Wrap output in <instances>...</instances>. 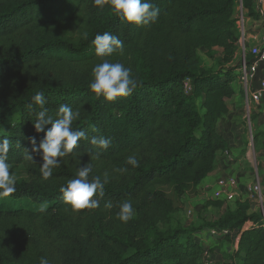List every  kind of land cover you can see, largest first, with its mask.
Returning <instances> with one entry per match:
<instances>
[{"label": "trees", "instance_id": "16d2710c", "mask_svg": "<svg viewBox=\"0 0 264 264\" xmlns=\"http://www.w3.org/2000/svg\"><path fill=\"white\" fill-rule=\"evenodd\" d=\"M150 2L158 17L132 25L112 14L108 0L102 10L95 0H0V141H10L7 162L28 176L16 182L13 194L0 197V264H200L205 251L217 258L221 242L227 245L223 264H264V224L248 200L198 227L165 228L174 206L157 189L172 185L181 197L216 170L218 154L227 150L216 126L234 95L237 21L241 12L244 19L264 18L253 0ZM104 32L124 45L106 59L130 68L137 82L131 95L112 102L89 88L92 69L102 62L93 40ZM200 50L216 62L213 67L203 64ZM40 91L53 119L62 104L79 110L72 127L88 137L59 158L46 180L42 154L32 151L44 136L33 126L41 110L33 97ZM101 136L111 140L107 149L90 142ZM258 139L264 140L263 132L253 134L254 144ZM130 155L139 167L126 163ZM85 164L92 167L89 180L107 173L108 183L103 197H93L99 208L73 212L60 188ZM126 200L135 214L122 223L117 213ZM212 230L228 234L210 236ZM198 234L212 242L203 245Z\"/></svg>", "mask_w": 264, "mask_h": 264}, {"label": "clouds", "instance_id": "9594fccd", "mask_svg": "<svg viewBox=\"0 0 264 264\" xmlns=\"http://www.w3.org/2000/svg\"><path fill=\"white\" fill-rule=\"evenodd\" d=\"M95 4L100 10L104 7V0H95ZM108 6L114 16L124 21L126 24L141 25L149 21H154L159 15V8L150 0H108ZM95 55L102 58V62L96 64L92 69V80L89 84L90 91L96 98L103 97L105 101L112 102L118 97H127L136 89L137 82L132 77V70L122 63L109 62L107 57L114 52L123 51V42L117 35L110 32L97 34L93 40ZM33 100L41 108L36 114L33 123L37 133L44 132V136L38 146L32 151H39L42 154V165L40 166L43 179H48L53 174V169L60 164V157L73 151L81 139H87L85 132L74 130L72 125L80 116V111H74L68 105L62 104L58 109V118L53 119L48 114L45 107L46 99L43 91L36 92ZM50 125L45 131V126ZM91 144L101 149H107L111 143L110 138L93 137ZM31 143L36 145L35 138H31ZM10 148V141L4 138L0 141V197H7L16 191V176L10 173L11 165L7 162V153ZM33 162V157L27 154L26 157ZM126 163L133 168L139 167V161L135 155L126 158ZM92 171L90 164L80 167L77 178L71 179L66 186L60 188L63 202L70 207L73 212L82 209H96L100 207L98 199L93 197L97 194L104 195L105 185L108 183V175L104 174V179L95 176L89 180ZM106 208H111V203L105 204ZM46 204H42L40 210L45 211ZM134 208L131 201H124L119 206L117 218L122 223H127L134 216ZM41 264H47L46 260H41Z\"/></svg>", "mask_w": 264, "mask_h": 264}, {"label": "rangeland", "instance_id": "374dc122", "mask_svg": "<svg viewBox=\"0 0 264 264\" xmlns=\"http://www.w3.org/2000/svg\"><path fill=\"white\" fill-rule=\"evenodd\" d=\"M240 54V52H239ZM239 54L235 59V62L233 63V66L236 67L238 62H239ZM198 55L200 57V59L202 60L204 65L207 66H214L216 62H214V60H210L205 52L203 50L198 51ZM217 55L218 58V52H215V56ZM237 85H239L237 83ZM240 87V85H239ZM242 88H241V99H243V95H242ZM229 107H230V102L228 101ZM241 107H239V109L241 110L239 113V117H238V123L239 125L243 126L244 129H242L244 136H245V145L243 146V150L244 151H248L249 157L247 160H244L243 165H242V169L244 171V175H242L243 180L236 177L234 174H230V168L223 170L221 168V165H217L216 170L214 171V173L211 175V179L209 180V182H207V186L209 184H211L215 178L218 177H225V176H231L233 178L238 179V186L240 191V197L245 196L244 192L242 191L243 187H245V185H252L255 183L256 181V174H258L259 180H261V177L263 176V174L261 173V169L260 166L257 165V159H254V153H253V140L250 141L249 135H248V128L246 126L245 120H244V115H245V102L244 100H241L239 103ZM259 109V108H258ZM251 111V122H253L254 120V116L252 115ZM253 132V130H252ZM250 145V146H249ZM255 150V148H254ZM255 152V151H254ZM256 160V161H255ZM228 170V171H227ZM227 171V172H226ZM10 173L15 174L16 176V182L22 181V180H27V174L24 170V168L20 165H15V166H11L10 169ZM248 182V183H247ZM211 188V185H210ZM157 189L162 190L163 192L166 193V195L169 197V199L172 201L173 206H174V212L171 215V219L170 221L166 224L165 228H174L176 226H180V227H184V228H189V227H198L200 225H202V223L204 222H212L216 219H218L227 208L230 207V205H222L221 208H215L212 206H208L207 204L210 201H213L211 199V191L209 195H206L203 193L202 191V187H201V191L200 193H198V191H196V189L194 188H188L183 196H176L173 192H172V185L170 186H166V187H158ZM1 203V201H0ZM10 205H20L23 206L25 208H35V205L32 204L31 202H20V203H11L9 202ZM161 229H164V227H160ZM197 240L200 241L201 243L204 242V240L200 239V235H197ZM204 245V243H202ZM208 244V243H207ZM217 247V258L215 259L216 262H221L223 260L226 259V254L223 253V248L227 247L226 244H224V242L218 243L216 245Z\"/></svg>", "mask_w": 264, "mask_h": 264}, {"label": "built area", "instance_id": "2783aa9c", "mask_svg": "<svg viewBox=\"0 0 264 264\" xmlns=\"http://www.w3.org/2000/svg\"><path fill=\"white\" fill-rule=\"evenodd\" d=\"M244 16L242 12L239 15L237 21V27L240 32L238 40L239 45V62L237 64V83L240 85L243 91V99L245 102V115L244 120L248 128V135L250 141L253 140L252 122H251V109L254 106L259 108L261 115L264 116V24L259 31V39L256 44L247 47L245 44L246 30H245ZM262 70V77L260 80L255 81L258 69ZM185 89H189V80L184 83ZM254 184L247 187L248 198L253 200L256 205L257 211L261 213L262 222L264 224V193L259 181L258 174ZM210 185V184H209ZM206 184V188L209 187ZM215 185V189L211 193V199L214 201H220L224 204L234 203L238 200L239 196L236 194L235 189L238 187V183L235 178L229 176H223L215 178L212 182ZM228 233L226 231L216 232L211 231V235L224 236ZM200 264H215V260L212 259L210 254L205 251L200 258Z\"/></svg>", "mask_w": 264, "mask_h": 264}, {"label": "crops", "instance_id": "0c3cea01", "mask_svg": "<svg viewBox=\"0 0 264 264\" xmlns=\"http://www.w3.org/2000/svg\"><path fill=\"white\" fill-rule=\"evenodd\" d=\"M253 2H254L255 10L260 11V13L262 14L261 11H262V7L264 6V0H253ZM263 24L264 23H263L262 19H260L258 21H252L250 19H246V22H245V30H246L245 44L247 47H250V46L257 43V41L259 39V31H260V28ZM216 51L218 52V54L220 53V50L217 49ZM237 56H238V54L236 55V57ZM235 59H234V62H235ZM261 77H262V70H261V68H259L257 75H256V78H255V81L260 80ZM232 89H233L234 95L229 100L230 107L228 104V113L218 121L217 126H216V130H217L218 134L221 135L227 143V150L218 154V156H217L216 168H217L218 163H219V165H221V168L223 170L230 168V174H234L236 177L239 178V181H240V179L243 180L242 175H244V171L242 169L243 162H244V160L248 159L250 153L248 151L243 150V146L245 145V136H244V133L242 132L243 131L242 129H244V128H243V126L239 125V123H238V120H239L238 117H239V113L241 111L240 110L241 108L239 109V107H241V106H239L240 105L239 103L241 100H244V99H241V87H239V85H237V81H235L232 84ZM242 95H243V92H242ZM251 110L253 111L252 115L255 117L253 122H252L253 134H256L259 132L264 133V116L261 115V111L258 108H255L254 106L252 107ZM263 144H264V140L258 139L255 144L253 143L252 146L255 148V150L253 148L254 159H257V165L260 166L261 173L263 174V176L261 177V180H259V181H260V184L262 186L263 193H264V147H263ZM211 175H209L204 180H202V182L196 188H194V189H196V191H198V193H200L201 187H202L203 193L206 195H209L210 191L212 193V191L215 189L216 186L212 185V183L210 184L211 188H210V185L207 188L205 187L206 183L209 182V180L211 179ZM237 182H238V179H237ZM248 186L249 185H245V187H243V189H242L245 196H242V197L239 196L241 194L240 193L241 190L239 189L240 186H238L235 189V191H236V194L239 196L238 200H240V199L248 200L249 204L251 205L250 211L256 212L257 208H256L255 203L253 202V200L248 198V194H247V187ZM223 205H230V209L231 210L234 209L233 203H230V204H224L223 203ZM209 234H210V236H215V235H211V231L209 232ZM203 240H204L205 244L212 242L210 239H206V240L203 239ZM219 263L223 264V262H219Z\"/></svg>", "mask_w": 264, "mask_h": 264}, {"label": "water", "instance_id": "95a60500", "mask_svg": "<svg viewBox=\"0 0 264 264\" xmlns=\"http://www.w3.org/2000/svg\"><path fill=\"white\" fill-rule=\"evenodd\" d=\"M262 15H263V17H264V6L262 7Z\"/></svg>", "mask_w": 264, "mask_h": 264}]
</instances>
